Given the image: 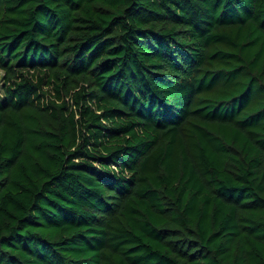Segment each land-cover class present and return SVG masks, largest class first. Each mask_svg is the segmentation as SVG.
<instances>
[{"label":"trees","instance_id":"1","mask_svg":"<svg viewBox=\"0 0 264 264\" xmlns=\"http://www.w3.org/2000/svg\"><path fill=\"white\" fill-rule=\"evenodd\" d=\"M0 264H264V0H0Z\"/></svg>","mask_w":264,"mask_h":264},{"label":"rangeland","instance_id":"2","mask_svg":"<svg viewBox=\"0 0 264 264\" xmlns=\"http://www.w3.org/2000/svg\"><path fill=\"white\" fill-rule=\"evenodd\" d=\"M0 75H1V73H0Z\"/></svg>","mask_w":264,"mask_h":264}]
</instances>
